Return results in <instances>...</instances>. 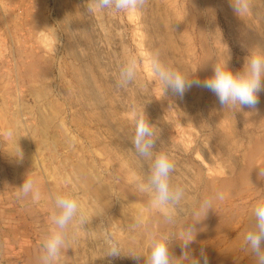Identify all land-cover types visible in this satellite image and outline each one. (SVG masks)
<instances>
[{"label":"rangeland","instance_id":"374dc122","mask_svg":"<svg viewBox=\"0 0 264 264\" xmlns=\"http://www.w3.org/2000/svg\"><path fill=\"white\" fill-rule=\"evenodd\" d=\"M231 2L145 0L139 11L90 14V0H0V264H42L61 192L86 209L58 264H146L153 236L168 237L173 264H256L244 234L264 194V91L255 110L226 107L203 87L163 91L152 71L158 58L203 81L220 59L237 72L264 52V0H247L240 15ZM130 56L136 74L124 83ZM141 107L153 153L171 156L170 183L184 189L175 205L156 202L151 158L132 144ZM28 177L36 184L25 194ZM217 193L224 199L204 215L199 203ZM106 234L119 257L106 255Z\"/></svg>","mask_w":264,"mask_h":264},{"label":"clouds","instance_id":"9594fccd","mask_svg":"<svg viewBox=\"0 0 264 264\" xmlns=\"http://www.w3.org/2000/svg\"><path fill=\"white\" fill-rule=\"evenodd\" d=\"M144 3L145 0H90L87 10L90 14L102 13L105 10L132 12L139 11ZM231 3L237 15L248 7L247 0H232ZM228 61V59L218 60L213 67V75L203 81L190 79L178 68L162 66L158 58L153 59L152 71L159 78L163 91L171 89L181 98L193 86L203 87L211 91L222 106L239 109L247 107L255 110L259 104V93L264 91V52H251L246 57L242 70L237 72L229 68ZM136 64V57L130 56L122 65L119 75L124 83L130 82L135 76ZM130 119L134 129L131 140L136 154L145 159L151 158L149 185L155 190L156 202L159 205H175L182 198L184 189L180 186L173 187L170 183V174L175 169L171 156L164 151L153 153L154 130L148 123L142 107L134 109ZM17 152L16 156L22 159L23 153L18 145ZM259 175L264 177V169H259ZM35 184L34 178H26L22 192L27 194ZM213 199L223 200L224 196L222 193H217L215 198L202 199L199 209L204 215L209 209H213ZM54 205L56 212L51 216V222L55 227L50 228L47 238L42 241L41 247L44 250V255L40 257L42 264H58L62 249L69 243L67 229L80 209V203L75 195L66 192L54 197ZM251 217L252 223L244 234V245L255 257L256 264H264V194L256 199ZM194 237L195 230L189 226L179 239L183 246L187 247ZM105 252L111 257H119L122 252L120 245L107 234ZM135 257L139 258V255ZM184 258L190 259L188 253H185ZM145 260L146 264H173L167 236H153L150 239ZM190 264H198V261L190 259Z\"/></svg>","mask_w":264,"mask_h":264},{"label":"bare ground","instance_id":"6f19581e","mask_svg":"<svg viewBox=\"0 0 264 264\" xmlns=\"http://www.w3.org/2000/svg\"><path fill=\"white\" fill-rule=\"evenodd\" d=\"M53 112H54V111H53ZM57 180H58V179H57ZM78 200H79V199H78ZM85 203H86V201H85ZM80 204H82V207L86 209V207H85L86 205H85L84 203H82V202L80 201ZM87 212H88V211H87ZM104 242H105V241H104Z\"/></svg>","mask_w":264,"mask_h":264}]
</instances>
